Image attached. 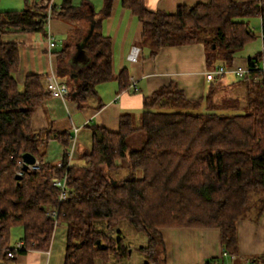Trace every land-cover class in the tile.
<instances>
[{
  "label": "trees",
  "instance_id": "obj_1",
  "mask_svg": "<svg viewBox=\"0 0 264 264\" xmlns=\"http://www.w3.org/2000/svg\"><path fill=\"white\" fill-rule=\"evenodd\" d=\"M95 1L25 0L23 10H0V256L8 257L14 228L25 231V249L19 253L24 254L50 251L56 229L66 226V264L124 260L131 249L123 238L113 240L97 224L127 221L148 238V246L139 249L145 264H167L163 231L187 228L219 230L224 252L244 259L239 224L264 217V73L255 68L264 50L245 65L251 74L229 88L218 78L201 99L192 100L172 84L145 97L139 125L131 114L122 115L117 133L92 125V148L83 155L84 165L68 170L69 197L60 203L54 180L63 179L66 170L45 161L52 134L45 137L33 128L36 111L50 96L40 75L19 84L20 47L5 38L48 37L51 21L68 24V42L57 53L58 76L70 87V100L80 108L90 106L99 85L117 78L128 89L130 77L128 70L115 76L113 43L102 31L116 0H102L99 11ZM120 1L141 22L139 48L149 50L150 58L165 48L203 45L210 70L233 67L259 38L250 27L254 18L262 22L264 49V0H211L182 6L175 14L151 11L145 0ZM78 45L90 62L73 70L68 63ZM59 140L69 145V137ZM26 154L43 168L24 172ZM67 160L65 154L62 162ZM53 209L56 220L49 216ZM246 260L263 264L264 255Z\"/></svg>",
  "mask_w": 264,
  "mask_h": 264
},
{
  "label": "crops",
  "instance_id": "obj_2",
  "mask_svg": "<svg viewBox=\"0 0 264 264\" xmlns=\"http://www.w3.org/2000/svg\"><path fill=\"white\" fill-rule=\"evenodd\" d=\"M18 1L19 5L26 7L25 0ZM97 1L101 9L104 2ZM210 2L211 0H145L149 10L168 14H175L182 6L194 7ZM4 3L6 5V0H0V6ZM0 10L19 9L13 4ZM71 31L68 24L59 20L51 21L47 31L48 37L53 34L58 42L52 50L48 37L43 33L10 35L5 38L7 42H15L20 47L21 66L17 74L20 85H24L28 76L40 75L44 78L45 87L46 79L53 74L57 75L60 83L66 84V80L58 76L57 53L64 49ZM102 31L113 43L114 74L118 77L123 70H128L129 88H122L117 78L101 84L97 87L98 98L93 99L91 105L84 108H80L69 97H49L36 111L33 119L34 130L43 132L45 137L52 134L45 150L47 163L59 164L65 154H71L72 166L84 165L83 155L87 154L93 145V133L90 128L92 125L117 133L123 114H131L139 125L145 97L152 96L164 87L177 84L192 100L201 99L210 88L212 82L206 80L205 74L211 70L203 45L165 48L155 58H150L149 50L141 49L138 61H130L133 49L141 47L143 26L131 11L122 6L120 0L115 1L112 16L105 20ZM262 35L263 30L258 39L261 40V45H256L254 55H243L241 52L235 59V66H245L255 54L261 53ZM89 62L90 56L84 49L83 53H80L78 46L71 50L68 63L71 69L84 68ZM238 80L235 75H227L223 77L222 82L225 88H229ZM62 135L69 137L68 146L59 140ZM24 237L23 228H14L9 249L14 250L18 244L24 243ZM163 237L167 264H206L213 258L225 259V264H250L246 260L247 257L264 255V217L259 223L246 220L239 224V245L244 259L224 252L220 231L216 229H170L163 231ZM67 239L68 228L59 226L54 233L50 251H29L18 254L15 258L4 254L0 256V264H66Z\"/></svg>",
  "mask_w": 264,
  "mask_h": 264
},
{
  "label": "built area",
  "instance_id": "obj_3",
  "mask_svg": "<svg viewBox=\"0 0 264 264\" xmlns=\"http://www.w3.org/2000/svg\"><path fill=\"white\" fill-rule=\"evenodd\" d=\"M50 10L53 9L54 2H50ZM50 44V49L52 50L57 46L55 43V40L52 36L48 39ZM141 54V48L135 47L130 55V61L137 62L139 59V56ZM256 69H259L261 73H264V59L260 63H256L255 65ZM251 74V69L247 66H233V67H226V66H219L215 70H211L206 72L205 77L208 82H214L218 78H223L227 75H235L238 79H244L248 77ZM45 92L47 95L53 98H59V99H67L70 96L71 90L70 87L67 84L60 83L57 75L53 74L49 76L46 79L45 82ZM72 157L71 154H68V160L67 162H60L58 164V169L60 170H66V174L63 179H55L54 180V186L59 190L60 192V203L67 201L69 197V169L72 167ZM42 164L37 161L35 165L29 166V171H39L41 170ZM49 216L51 218L57 219L58 212L56 209L50 210ZM23 249H25V244L20 243L14 250H10L8 252L9 258H15ZM1 253V249H0Z\"/></svg>",
  "mask_w": 264,
  "mask_h": 264
},
{
  "label": "rangeland",
  "instance_id": "obj_4",
  "mask_svg": "<svg viewBox=\"0 0 264 264\" xmlns=\"http://www.w3.org/2000/svg\"><path fill=\"white\" fill-rule=\"evenodd\" d=\"M18 0H6L5 3L0 6V9H6V7H10L11 5H16L19 10L25 9L23 4L19 5ZM57 3L60 4V0H57ZM19 6H18V5ZM97 11H99L98 1H95ZM262 22L260 19L254 18L250 20V27L255 32V34L259 37L262 30ZM259 39V38H258ZM256 40L250 44H248L244 50L242 51L243 55L253 54L255 53L256 45L259 47L261 45V40ZM73 50V48H72ZM263 45L260 52H263ZM259 53V52H258ZM257 55V54H255ZM97 227L102 232L106 233L107 236L112 238L113 240H119L120 237L123 238L127 247L131 249V256L124 260H116L112 259L111 261L105 262L101 261L98 264H145L146 256L139 252V249L142 247L148 246V238L144 233L137 232L127 221L120 223L119 225H114L112 227L108 226L105 222H100L97 224Z\"/></svg>",
  "mask_w": 264,
  "mask_h": 264
},
{
  "label": "water",
  "instance_id": "obj_5",
  "mask_svg": "<svg viewBox=\"0 0 264 264\" xmlns=\"http://www.w3.org/2000/svg\"><path fill=\"white\" fill-rule=\"evenodd\" d=\"M79 51L80 53H83V48L82 46L78 45ZM37 163V159L30 155V154H26L24 156V167H23V171L24 172H28L29 171V166L35 165ZM22 176H18V180H21Z\"/></svg>",
  "mask_w": 264,
  "mask_h": 264
}]
</instances>
